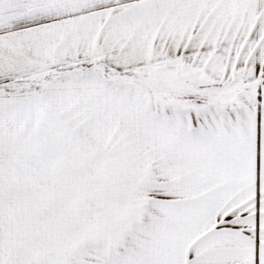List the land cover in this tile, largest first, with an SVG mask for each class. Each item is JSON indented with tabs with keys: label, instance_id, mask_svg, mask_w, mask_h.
<instances>
[{
	"label": "snow or ice",
	"instance_id": "1",
	"mask_svg": "<svg viewBox=\"0 0 264 264\" xmlns=\"http://www.w3.org/2000/svg\"><path fill=\"white\" fill-rule=\"evenodd\" d=\"M0 264H264V0H0Z\"/></svg>",
	"mask_w": 264,
	"mask_h": 264
}]
</instances>
